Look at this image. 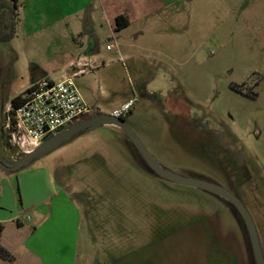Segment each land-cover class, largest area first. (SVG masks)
<instances>
[{"label": "rangeland", "instance_id": "obj_1", "mask_svg": "<svg viewBox=\"0 0 264 264\" xmlns=\"http://www.w3.org/2000/svg\"><path fill=\"white\" fill-rule=\"evenodd\" d=\"M0 33L3 159L12 101L83 70L96 114L134 101L125 122L162 167L236 193L264 255V0H0ZM0 223L12 264H252L235 211L148 173L113 126L0 169Z\"/></svg>", "mask_w": 264, "mask_h": 264}, {"label": "built area", "instance_id": "obj_2", "mask_svg": "<svg viewBox=\"0 0 264 264\" xmlns=\"http://www.w3.org/2000/svg\"><path fill=\"white\" fill-rule=\"evenodd\" d=\"M108 50L113 49L109 45ZM67 76L60 81L44 79L26 90L17 106L12 104L5 112L3 132L16 157L26 155L40 147L48 138L82 120L93 110L80 94L75 77ZM134 101H129L111 115L123 119L131 112Z\"/></svg>", "mask_w": 264, "mask_h": 264}, {"label": "water", "instance_id": "obj_3", "mask_svg": "<svg viewBox=\"0 0 264 264\" xmlns=\"http://www.w3.org/2000/svg\"><path fill=\"white\" fill-rule=\"evenodd\" d=\"M104 126L116 127L126 135L131 147L133 148L134 153L138 156L141 164L151 175L173 184L207 191L221 198L230 210L236 212L242 225L243 231L245 235H247L249 248L251 249L255 264H264V255L256 225L251 214L249 213L248 209L241 201V199L233 191H230L227 188L218 185L217 183L204 178L184 177L162 167L155 160V158L152 156L141 139L127 125L124 119H118L113 117L112 115L107 114H97L92 119L74 123L63 131L48 138L42 145H40V147H38L31 153L16 157V160L14 161H7L3 158H0V169L9 172L20 171L24 168L29 167L32 163L42 159L48 154L56 151L64 144L69 143L74 138L78 137L81 133Z\"/></svg>", "mask_w": 264, "mask_h": 264}, {"label": "trees", "instance_id": "obj_4", "mask_svg": "<svg viewBox=\"0 0 264 264\" xmlns=\"http://www.w3.org/2000/svg\"><path fill=\"white\" fill-rule=\"evenodd\" d=\"M12 1L13 2H17L18 0H12ZM128 26H129V20H128L127 17L121 15V16H118L116 18V30L117 31H120V30H122V29H124V28H126ZM24 95H25V93L23 95H20V96L16 97L12 101V105L13 106H17L18 104H20L22 102V100H23V96ZM18 225L20 226L21 223H18ZM4 231H5V226L2 223H0V240H1L2 236H3ZM0 260H2L4 262H7V263H11V264L15 263L14 255H12L11 252H9L4 246H2L1 243H0Z\"/></svg>", "mask_w": 264, "mask_h": 264}, {"label": "crops", "instance_id": "obj_5", "mask_svg": "<svg viewBox=\"0 0 264 264\" xmlns=\"http://www.w3.org/2000/svg\"><path fill=\"white\" fill-rule=\"evenodd\" d=\"M117 18V17H116ZM94 53V52H93ZM94 57V55L93 54H89V52L85 55V57H83V58H80L79 60H78V65H81V64H85V63H87L86 61L87 60H89V61H91V59ZM80 71V70H79ZM79 71H77V72H75V73H73L72 75H74V74H77ZM71 75V76H72ZM64 77H67V75H65V76H63V78ZM62 78V79H63ZM29 89V88H28ZM10 160L12 161V160H15V157H11L10 158ZM22 225V224H21ZM5 232V231H4ZM3 235H4V233H3ZM2 238H3V236H2ZM2 238H1V240H2ZM1 240H0V243H1ZM2 245V244H1ZM3 246V245H2ZM6 248V247H5ZM7 249V248H6ZM9 252H11L9 249H7ZM12 253V252H11ZM12 255H14L13 253H12ZM14 257H15V255H14ZM0 262H2V263H4V264H7V262H4V261H2V260H0ZM15 263H16V257H15Z\"/></svg>", "mask_w": 264, "mask_h": 264}, {"label": "flooded vegetation", "instance_id": "obj_6", "mask_svg": "<svg viewBox=\"0 0 264 264\" xmlns=\"http://www.w3.org/2000/svg\"><path fill=\"white\" fill-rule=\"evenodd\" d=\"M97 114L94 112V111H92L90 114H88L86 117H84L82 120H80V121H78L77 123H79V122H82V121H86V120H89V119H92L93 117H95ZM124 120H126V117L125 118H123ZM86 132V131H85ZM84 133V132H83ZM82 134V133H81ZM80 134V135H81ZM235 140H238L236 137H235V139L233 140V141H235ZM0 158H2V154H1V151H0ZM232 188L234 189V187L232 186ZM234 192V191H233ZM235 193V192H234ZM236 194V193H235ZM249 257H250V261H251V263L252 264H255V262H254V259H253V256H252V252H251V249L249 248Z\"/></svg>", "mask_w": 264, "mask_h": 264}]
</instances>
